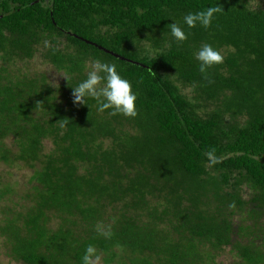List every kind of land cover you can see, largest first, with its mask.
Wrapping results in <instances>:
<instances>
[{
  "label": "trees",
  "instance_id": "16d2710c",
  "mask_svg": "<svg viewBox=\"0 0 264 264\" xmlns=\"http://www.w3.org/2000/svg\"><path fill=\"white\" fill-rule=\"evenodd\" d=\"M208 7L212 26L175 42L167 25ZM0 15V166L34 170L0 172L10 260L82 264L92 245L103 264H264V0H0ZM205 43L224 55L206 75ZM37 58L64 80L18 65ZM96 59L132 82L135 117L74 103Z\"/></svg>",
  "mask_w": 264,
  "mask_h": 264
},
{
  "label": "clouds",
  "instance_id": "9594fccd",
  "mask_svg": "<svg viewBox=\"0 0 264 264\" xmlns=\"http://www.w3.org/2000/svg\"><path fill=\"white\" fill-rule=\"evenodd\" d=\"M220 11L217 7H208L198 12H188L182 21H176L167 25L170 35L177 43L188 39L189 33L185 30L194 29L197 26L209 28L212 26L214 16ZM151 55L152 50H146ZM195 59L199 62V71L207 74L208 69L222 64L224 55L211 44H203L195 53ZM86 77L73 86L74 103L89 104L95 101L98 111L111 110L113 115L122 114L127 117H135L137 112L138 94L133 90L132 82L122 76L121 69L114 63L103 62L96 59L83 65ZM208 158L211 163H217L213 152H209ZM106 234V233H102ZM100 257L94 246L89 245L82 257V264H97Z\"/></svg>",
  "mask_w": 264,
  "mask_h": 264
},
{
  "label": "rangeland",
  "instance_id": "374dc122",
  "mask_svg": "<svg viewBox=\"0 0 264 264\" xmlns=\"http://www.w3.org/2000/svg\"><path fill=\"white\" fill-rule=\"evenodd\" d=\"M18 65L22 66L23 71L25 69H28L30 70L31 73H37L38 75H41L43 73L47 74L49 80L53 83H58V82L60 83L65 78L64 73L58 71L56 68H54L52 64L44 63L38 58L29 60L28 62L18 61ZM0 172H2L3 174L2 177L6 181L8 180L11 181L10 178L13 179L14 176V180L18 181V185H24L29 180V176L34 174V170L28 169L27 167L7 168L6 166H0ZM229 257L230 255L227 256V254H224L223 256L220 257V261L222 260L228 261ZM0 259L5 263L9 262V264H19L16 263L15 261L10 260L9 257L5 255L3 249V243L1 239H0ZM97 264H103V263L97 261Z\"/></svg>",
  "mask_w": 264,
  "mask_h": 264
},
{
  "label": "water",
  "instance_id": "95a60500",
  "mask_svg": "<svg viewBox=\"0 0 264 264\" xmlns=\"http://www.w3.org/2000/svg\"><path fill=\"white\" fill-rule=\"evenodd\" d=\"M0 17H2V16H0ZM91 42V41H90ZM94 45H96V46H98L100 49H102V50H105L106 52H108V53H111V54H113V55H115V56H117V57H120V58H122L123 60H129V59H127V58H125V57H122V56H120V55H118V54H116V53H114L113 51H111V50H109V49H106L105 47H103V46H101V45H98L97 43H94V42H92ZM129 61H131V60H129Z\"/></svg>",
  "mask_w": 264,
  "mask_h": 264
},
{
  "label": "flooded vegetation",
  "instance_id": "af4514ba",
  "mask_svg": "<svg viewBox=\"0 0 264 264\" xmlns=\"http://www.w3.org/2000/svg\"><path fill=\"white\" fill-rule=\"evenodd\" d=\"M0 16H2V15H0ZM1 18V17H0Z\"/></svg>",
  "mask_w": 264,
  "mask_h": 264
}]
</instances>
